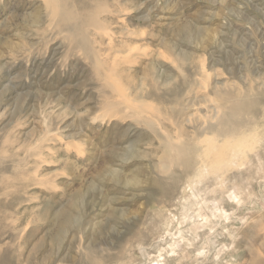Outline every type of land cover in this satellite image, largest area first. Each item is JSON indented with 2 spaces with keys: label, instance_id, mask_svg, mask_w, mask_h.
<instances>
[{
  "label": "rangeland",
  "instance_id": "1",
  "mask_svg": "<svg viewBox=\"0 0 264 264\" xmlns=\"http://www.w3.org/2000/svg\"><path fill=\"white\" fill-rule=\"evenodd\" d=\"M99 1L119 10L124 22L98 13L115 27L95 35L101 58L116 67L112 79L138 96L154 88L157 70L149 62L170 76L157 86L164 96L154 100L167 134L178 137L165 116L178 118L182 137L191 138L218 103L227 104L217 99L222 90L212 92L219 79L222 92L255 99L244 133L250 136L221 174L191 185L181 175L180 187L167 184L156 171L159 140L130 117L153 115L154 105L135 113L123 104V117L110 116L103 80L47 17L44 0H0V257L5 252L9 264H93L95 258L98 264H264V0ZM68 2L84 14L97 5ZM125 56L137 59L127 64ZM179 106L184 113L173 114L170 107ZM41 155L42 162L35 158ZM22 171L48 185L20 182ZM55 212L68 219L60 227Z\"/></svg>",
  "mask_w": 264,
  "mask_h": 264
},
{
  "label": "bare ground",
  "instance_id": "2",
  "mask_svg": "<svg viewBox=\"0 0 264 264\" xmlns=\"http://www.w3.org/2000/svg\"><path fill=\"white\" fill-rule=\"evenodd\" d=\"M69 0H44V3H45V9H47V13L46 15H48L47 17L51 18V20H53L54 22V25L58 28V31L59 33L61 31H65V35H64V39H67L70 43H72L74 45V47H76L77 49H79L80 51L83 52V55L84 57H87L89 58L88 61L90 60V63H91V71L94 70V75L98 78V79H102L103 81L101 82V84L104 86V90L102 91V94H103V100H102V104H103V107L105 108V110L110 113V116H113L115 118H118V117H123L124 116V107H128L129 109H127V111L131 110L132 112H135V113H142L143 111H147L146 113H149L148 111H152L151 110V107L150 106H153L152 109H155L156 112H154L155 114L153 115H149V116H142L138 114V116H134V115H130V117L132 116V118L136 121V123H138V125L142 124V125H145L147 126V128L150 129V131L153 133V136L156 137V139L159 140V143L161 146L160 149L161 150V153H159L158 156V162H157V165H156V171H158L160 174L159 175H162V178L166 179L167 180V184L168 182L169 183H173L172 186L175 187V185H180L179 184V181H180V178L182 177L181 175H185L187 178L186 181L188 182L189 185H191L192 183H196V181H200L199 179L201 177H203V175H210V177H213L211 176V174H219L220 172H223V168L225 169V167H228V165H230L232 163V159L235 158V156L237 155V152H239L237 149V146L240 142V140L242 138H244V141L248 139V137L250 135H245V127H249V117L251 116L250 114L252 113L251 110L255 109V105L257 104L255 99L252 98V97H249L248 94H246L244 91V95L242 96H233L229 93H227L228 91H231V90H226L227 92H222L224 91L223 89H220V85L218 84L220 81H218L219 79H217V81L213 82L214 85H211L213 86L212 87V92H215L216 94H219V91H221V94L218 96V100H219V97L224 100L227 104H217L216 105V108L214 113L210 114L209 116H207L205 118V120L203 121V123L201 124L200 126V130L198 131V134L195 135V136H191V138H186V137H182V133H181V130L183 129L181 123L178 122V118L176 119H171L170 117L171 116H168L166 113L167 116H165V114H162L163 117H167V119H169L170 122H172V124L175 125V127L177 128V133H178V137L177 138H173L172 136H170L169 134H167L165 132V127L162 125V123L160 122V117L161 116V113H160V110H156L158 108V106L156 105L155 103V99H160L162 98V96H164L162 93L161 90H159L157 88V86L160 84L162 86H165L168 84V81L170 79V76L168 75H165L164 74V71L163 69H161V67H159L157 65V63H155L154 61L152 62H149L150 64V67L151 68H154L157 70V74L153 77V82L154 85L151 83V85H153V87H150V88H153L152 90L150 91H146L147 93H145L144 95H135V94H132L133 93V89H129V86H125V87H121V83H117L115 82L113 79H112V76L114 75L113 73H115V65H110V63L108 64L106 61L107 60H104L101 58V55H100V42L96 39L95 35L97 36V34L100 33L101 30H104L105 31H108V29H111L105 21H107V18L105 20H100V18L98 17V14L100 11L102 10H105L104 8V5H102L100 3L99 0H94L97 5L96 7L94 8V10H91L90 12L87 13V11L85 12V14L80 11L77 10L76 7H73L74 5H71L69 4L68 2ZM105 1V0H103ZM71 3V2H70ZM74 4V3H73ZM116 6V5H115ZM123 5L121 4L120 7H122ZM118 7V5H117ZM126 7V6H125ZM109 8V7H108ZM114 8V6H113ZM116 8V7H115ZM128 8V6H127ZM126 8V10H127ZM84 9V8H83ZM107 9V8H106ZM112 9V7H111ZM82 10V9H81ZM123 10V9H121ZM107 11V13H109V18H111L112 20L115 19L116 23L120 24L122 23V16L119 15V10L115 9L114 11L113 10H105ZM123 12V11H122ZM87 13V14H86ZM106 13V12H105ZM125 13V11L123 12ZM127 13V12H126ZM122 15H125V14H122ZM101 16V15H100ZM38 18V17H37ZM36 18V19H37ZM41 18V17H40ZM39 19V18H38ZM33 20V19H32ZM36 21V20H35ZM38 21V20H37ZM110 22V21H109ZM107 22V23H109ZM52 23V22H51ZM112 23V22H111ZM110 23V24H111ZM124 23V22H123ZM53 25V23H52ZM51 25V26H52ZM115 25V24H113ZM127 25V24H126ZM109 27V28H108ZM119 27V26H118ZM108 28V29H107ZM115 28V27H114ZM112 28V29H114ZM123 28V27H122ZM121 28V29H122ZM55 30H57L56 28H54ZM107 29V30H106ZM117 29V28H116ZM119 29V28H118ZM127 30V29H126ZM120 31V30H119ZM118 31V32H119ZM57 32V31H56ZM101 31V33H103ZM111 32V31H110ZM129 32V31H128ZM100 33V34H101ZM107 33V32H106ZM113 33V31H112ZM115 33V31H114ZM99 34V35H100ZM105 34V33H104ZM103 34V36H104ZM111 34V33H110ZM110 34L108 35L107 40L109 43L113 42V37L110 36ZM122 34V33H121ZM118 35V36H122V35ZM126 35V37H128L129 35H131L132 33H123V35ZM133 35V34H132ZM131 35V36H132ZM140 35V34H139ZM138 35V36H139ZM100 37V36H99ZM116 37V36H115ZM130 37V36H129ZM137 37V36H136ZM103 37H101L102 39ZM138 38V37H137ZM100 39V38H99ZM104 39V38H103ZM125 39V38H123ZM123 40L121 42H123L122 44H127V41L129 40ZM103 41V40H102ZM105 41V40H104ZM107 42V41H106ZM133 42V41H132ZM69 43V44H70ZM104 43V42H103ZM128 44H131V43H128ZM102 45V44H101ZM106 45H108L106 43ZM120 45V43H119ZM122 45V46H124ZM112 46V45H111ZM114 46V45H113ZM107 47H110L107 46ZM125 47V46H124ZM127 47V46H126ZM113 48V47H112ZM118 48V47H117ZM122 48V47H121ZM106 49V48H105ZM123 49V48H122ZM129 49V48H128ZM173 49V48H172ZM124 50V49H123ZM131 50L132 54H135L133 53V50L132 49H129V51ZM117 51V50H114V52ZM120 51V49L118 50V52ZM129 51H126V52H129ZM77 52V51H76ZM108 52V51H107ZM113 52V53H114ZM124 52V53H126ZM168 52V51H167ZM164 54V52H161ZM160 52H156L155 54H158V56H162ZM115 54H117L115 52ZM138 54V53H137ZM141 55V53H139ZM151 54V53H150ZM171 54V53H170ZM122 55V54H121ZM125 55V54H124ZM123 55V57H124ZM169 55V54H168ZM168 55H166L167 57H169ZM172 55H173V52H172ZM82 56V57H83ZM105 56V54L103 55ZM126 56H129L128 54ZM126 60L127 62L125 61L124 62V59H120V60H123L121 63H131L129 61H135V60H130V59H127V58H130V57H126ZM147 57L146 53L144 55V57ZM158 56L154 57V58H157ZM164 56V55H163ZM163 56H162V59H163ZM79 57V56H78ZM112 57V56H111ZM132 57H134L132 55ZM138 57V56H137ZM143 57V56H141ZM140 57V58H141ZM165 57V58H167ZM135 58V57H134ZM160 59V57H158ZM172 58H174V56H172ZM115 59V58H114ZM117 59V57H116ZM133 59V58H132ZM150 59H152V57H150ZM170 59H171V56H170ZM178 59V58H177ZM112 60V59H111ZM111 60L109 62H111ZM118 59V61H120ZM156 60V59H155ZM168 60V59H167ZM139 61V60H138ZM159 61H162V60H159ZM159 61L158 64L160 63ZM114 61H112L113 63ZM163 62V61H162ZM161 62V63H162ZM169 63L167 64H170L171 63V60L170 61H167ZM174 62V60H173ZM172 62V63H173ZM119 63V62H118ZM116 64V63H115ZM164 64V62H163ZM166 64V65H167ZM175 64V63H174ZM174 64H172L174 66ZM121 65V64H120ZM125 64L121 65V66H124ZM90 66V67H91ZM120 66V67H121ZM128 66V65H127ZM132 66V65H131ZM170 66V65H169ZM126 68V66H124ZM163 67V66H162ZM128 68V67H127ZM200 68V67H199ZM202 68V67H201ZM93 69V70H92ZM153 69V71H154ZM204 69V67H203ZM120 70V69H119ZM119 70H116V71H119ZM129 70V69H128ZM227 70V69H226ZM231 70V69H230ZM126 71V70H125ZM181 72V70H179ZM229 71V69L227 70ZM155 72V71H154ZM153 72V73H154ZM206 72V71H205ZM120 73V72H118ZM200 73V72H199ZM208 73V72H207ZM207 73H204L205 76ZM219 73V72H218ZM122 74V73H121ZM129 74V73H128ZM222 74V73H221ZM93 75V76H94ZM154 75V74H153ZM185 75V73H184ZM210 74L208 73V77L207 79L209 78L210 79ZM252 75V73H251ZM94 76V77H95ZM186 76V75H185ZM204 76V75H203ZM212 76V75H211ZM95 77V78H96ZM125 77V76H124ZM133 77V76H132ZM145 77V76H144ZM143 77V79H144ZM215 77V76H214ZM224 77V76H223ZM96 78V80H97ZM114 79L116 78V73H115V76L113 77ZM120 78H121V75H120ZM135 78V77H134ZM133 78L134 82H135V79ZM188 78V77H186ZM199 79L201 78L198 77ZM197 78V79H198ZM217 78V77H216ZM119 79V78H118ZM128 79L127 77L124 78V80ZM131 78H129L130 80ZM208 79V80H209ZM222 79V78H221ZM95 80V79H94ZM120 80V79H119ZM118 80V81H119ZM190 80V79H188ZM201 80H205L203 79V77L201 78ZM215 80V79H214ZM213 80V81H214ZM152 81V80H150ZM207 81V80H206ZM120 82V81H119ZM139 82V81H138ZM141 82V81H140ZM203 82V81H202ZM209 82V81H208ZM98 83V82H96ZM128 84V82H127ZM126 84V85H127ZM140 84H144V83H140ZM189 84V83H188ZM220 86H218V85ZM134 85V84H133ZM209 85V83H208ZM224 85V84H223ZM124 86V85H123ZM141 86V85H140ZM206 86V84H205ZM99 87H100V83H99ZM132 87V86H131ZM143 87H145L143 85ZM210 87V86H209ZM252 87V86H251ZM141 88V87H140ZM146 88V87H145ZM222 88V87H221ZM252 89V88H251ZM255 89V88H254ZM139 90V89H138ZM137 90V91H138ZM249 90V89H247ZM136 91V92H137ZM233 92V91H231ZM252 92H253V89H252ZM262 92V91H261ZM137 92V94H139ZM235 93V92H234ZM241 93V94H243ZM101 94V93H100ZM233 94V93H232ZM238 94V93H237ZM258 94V93H257ZM250 95H251V92H250ZM263 95V94H261ZM257 97V96H256ZM260 99H263V97H259ZM220 99V100H221ZM181 102V101H180ZM217 103V102H216ZM263 103V102H262ZM47 104V103H46ZM125 106H124V105ZM174 104V103H173ZM180 103H178L179 105ZM101 106V105H100ZM123 106V108H122ZM173 106V105H171ZM181 106H182V103H181ZM45 107V106H44ZM125 107V108H126ZM177 107V106H176ZM180 107V106H179ZM172 110V113H178L181 114L182 112L184 113V107H180V108H174V107H170ZM186 108V107H185ZM149 109V110H148ZM257 109V108H256ZM262 109V108H261ZM264 109V108H263ZM104 110V109H103ZM53 111V110H52ZM126 111V109H125ZM126 111V112H127ZM264 111V110H263ZM262 111V113H263ZM45 112H47V110L45 109ZM130 112V111H129ZM49 114V113H47ZM51 114V113H50ZM127 114V113H126ZM132 114V113H130ZM45 115V114H44ZM159 115V116H157ZM177 115V114H176ZM250 115V116H249ZM129 116V115H128ZM181 116V115H180ZM179 116V118H180ZM253 116V115H252ZM251 116V117H252ZM164 117V118H165ZM129 118V117H128ZM254 118V117H253ZM125 119V117H124ZM44 120V119H43ZM186 121H189L190 119L189 118H185ZM46 122V120H44ZM43 121V122H44ZM133 121V120H131ZM252 121V119H251ZM183 122V121H182ZM253 122H255V118L253 120ZM251 122V123H253ZM45 124V123H44ZM47 124V123H46ZM45 124V125H46ZM171 124V126H172ZM48 126L47 125V129H48ZM135 126V125H134ZM255 126V125H254ZM174 127V128H175ZM143 128V127H142ZM146 128V127H145ZM144 128V129H145ZM146 128V129H147ZM254 128V127H253ZM149 129H147L149 131ZM46 129H44L45 131ZM249 130V129H248ZM251 130V128H250ZM48 135V134H47ZM47 135H45L44 137L47 139ZM50 135V134H49ZM55 136V134H54ZM152 137V136H151ZM153 138V137H152ZM151 138V139H152ZM44 140V138H42ZM155 139V140H156ZM37 142V140H36ZM158 142V141H157ZM35 144V142H33ZM42 143V142H41ZM30 144V143H29ZM37 144V145H36ZM35 146L33 148L35 149H38L39 148V143H36ZM41 145V144H40ZM31 147V146H29ZM42 147V146H41ZM43 148V147H42ZM27 149V148H26ZM39 151V154L42 152V149H38ZM14 151V150H13ZM17 151V150H16ZM240 153V152H239ZM10 154V153H9ZM12 155V153L10 154V156ZM14 155V154H13ZM138 155V154H137ZM9 156V155H8ZM44 156V155H43ZM240 156V155H239ZM241 156H242V153H241ZM23 157V156H22ZM36 157H39L41 160V162L44 160V158L41 156H35ZM237 157V156H236ZM12 159V158H11ZM14 159V158H13ZM38 159V158H37ZM123 159V158H122ZM239 159V158H238ZM9 160V159H8ZM19 160V159H18ZM17 161V160H16ZM36 161V160H35ZM2 161H0V164H1ZM6 162V160L4 161V163ZM10 162V161H9ZM3 163V164H4ZM23 163V162H22ZM21 163V165H22ZM237 163V162H236ZM28 164V163H27ZM39 164V162H38ZM234 164V163H232ZM231 164V165H232ZM5 165V164H4ZM20 165V166H21ZM12 166V165H11ZM17 166V165H16ZM22 167V166H21ZM1 168V167H0ZM6 168V167H5ZM12 168V167H11ZM25 169V168H23ZM28 169V168H27ZM180 169V170H179ZM192 169V172L191 170ZM3 170V169H2ZM19 170V169H18ZM179 170V171H178ZM190 170L191 174L189 173V175H187L188 171ZM222 170V171H221ZM12 171V170H11ZM17 171V170H16ZM20 171V170H19ZM115 172V171H114ZM1 173V172H0ZM14 173L15 172V169H14ZM4 174V173H2ZM1 174V175H2ZM27 173L25 172H19L18 176H20V182H21V179L23 181H25L24 183L26 182H29L27 185L29 184H37L39 183L40 185H45L46 186V183L47 182H43L42 179L36 177V174H31L29 176V179H27ZM221 174V173H220ZM6 175V174H5ZM11 175V174H10ZM4 176V175H3ZM14 176V175H13ZM12 176V177H13ZM17 176V177H18ZM135 176V175H134ZM164 176V177H163ZM221 175H219L220 177ZM161 177V176H160ZM159 177V179H160ZM7 178V177H6ZM136 178V177H135ZM221 178V177H220ZM8 179V178H7ZM17 179V178H16ZM19 179V178H18ZM30 179L32 180V182L30 181ZM164 179V180H165ZM183 179V178H181ZM185 179L183 180V183L185 182ZM203 179V178H201ZM157 180V179H156ZM163 180V181H164ZM22 181V183H23ZM45 181V180H44ZM165 182V181H164ZM177 183V184H175ZM182 185L184 186H181L182 188H186L188 186V184H186V182ZM50 185L54 186L55 184L53 182H50L49 183ZM171 184H169L171 186ZM175 184V185H174ZM20 185V184H19ZM18 185V186H19ZM48 185V183H47ZM164 185V184H163ZM166 185V184H165ZM24 186L26 187V185L24 184ZM32 186H35V185H32ZM38 186V185H37ZM51 186V187H52ZM169 186V187H170ZM171 186V187H172ZM15 187V186H14ZM23 187V189L25 188ZM166 189L168 188V186H165ZM164 187V188H165ZM173 187V188H174ZM177 187V186H176ZM180 187V186H179ZM17 188V187H16ZM22 188V186H21ZM163 188V189H164ZM172 188V189H173ZM22 189V190H23ZM29 189V188H27ZM169 189V188H168ZM20 190V189H18ZM20 190V192L22 191ZM24 191V190H23ZM22 191V192H23ZM21 192V193H22ZM19 193V192H18ZM26 194V192H24ZM18 196V194H17ZM22 197V196H20ZM24 197V196H23ZM26 198V197H25ZM3 207V206H2ZM9 207V206H8ZM12 208V207H11ZM10 210V209H9ZM12 211V210H11ZM16 212V210H15ZM11 213V212H10ZM3 213H1L2 215ZM5 216V215H4ZM14 216V215H13ZM14 218V217H13ZM32 218V217H31ZM54 218V220L56 222L60 221V225H58V227L61 226L62 223H66L68 219H66L65 215L63 212H55L54 213V216L52 217ZM9 219V218H8ZM16 220V219H15ZM1 221V220H0ZM8 221V220H7ZM33 221V220H32ZM14 223V222H13ZM7 224V223H6ZM5 225V224H4ZM51 225V224H50ZM14 226V224L12 225ZM64 230V229H63ZM23 231V230H22ZM57 231H59V229H57ZM52 234V233H51ZM48 235V234H47ZM52 237V236H51ZM53 239V238H52ZM94 245V244H93ZM92 245V246H93ZM39 246V245H38ZM95 246V245H94ZM87 247V246H86ZM89 247V246H88ZM96 249V247H95ZM87 250V249H86ZM91 250V248H90ZM82 250L83 253H86L87 251ZM89 251V250H88ZM95 251V250H94ZM91 253V251L89 252V254ZM94 253V252H93ZM10 254V253H8ZM95 254V253H94ZM12 255H15V254H12ZM11 255V256H12ZM83 255V254H82ZM4 257L6 256L5 252H4ZM88 256V255H87ZM91 256V255H90ZM89 256V257H90ZM0 257V264H9L7 263V256L5 257ZM88 257V258H89ZM92 257V256H91ZM100 257V254L99 256ZM9 258V256H8ZM115 260V257H112ZM86 259V258H85ZM86 261V260H85ZM92 261H93V258H92ZM100 260L98 258H95V260L93 261V264H95L94 262H96V264L100 263L99 262ZM88 262V261H86ZM60 263V262H59ZM50 264V263H49ZM89 264V262H88ZM91 264V263H90Z\"/></svg>",
  "mask_w": 264,
  "mask_h": 264
}]
</instances>
